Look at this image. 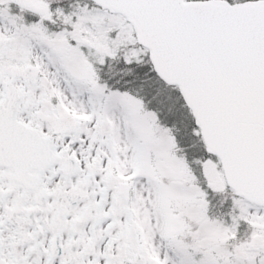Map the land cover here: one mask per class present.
I'll list each match as a JSON object with an SVG mask.
<instances>
[{
	"label": "snow or ice",
	"instance_id": "obj_1",
	"mask_svg": "<svg viewBox=\"0 0 264 264\" xmlns=\"http://www.w3.org/2000/svg\"><path fill=\"white\" fill-rule=\"evenodd\" d=\"M0 264H264V0H0Z\"/></svg>",
	"mask_w": 264,
	"mask_h": 264
}]
</instances>
